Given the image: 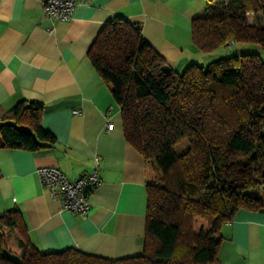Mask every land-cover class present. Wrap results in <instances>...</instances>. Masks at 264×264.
I'll list each match as a JSON object with an SVG mask.
<instances>
[{
	"label": "trees",
	"instance_id": "trees-1",
	"mask_svg": "<svg viewBox=\"0 0 264 264\" xmlns=\"http://www.w3.org/2000/svg\"><path fill=\"white\" fill-rule=\"evenodd\" d=\"M203 52L234 43L257 52L193 63L179 73L123 16L107 22L88 55L121 107L126 140L145 160L142 254L109 259L70 247L42 252L21 210L0 213V264H213L222 225L239 209H264V0H221L192 21ZM45 104L22 99L1 115L0 149L57 142Z\"/></svg>",
	"mask_w": 264,
	"mask_h": 264
},
{
	"label": "crops",
	"instance_id": "crops-1",
	"mask_svg": "<svg viewBox=\"0 0 264 264\" xmlns=\"http://www.w3.org/2000/svg\"><path fill=\"white\" fill-rule=\"evenodd\" d=\"M218 1L77 0L72 19L55 21L41 0H0V123L18 101H40L42 125L57 138L38 151L0 149V213L19 208L38 250L76 247L109 259L143 253L145 160L126 140L121 107L88 52L104 25L123 16L141 25L143 37L179 73L193 63L206 66L208 54L194 44L192 21ZM96 154L101 183L91 211L64 210L38 169L55 166L75 180L94 168ZM221 233L213 264H264V209H239Z\"/></svg>",
	"mask_w": 264,
	"mask_h": 264
},
{
	"label": "built area",
	"instance_id": "built-area-1",
	"mask_svg": "<svg viewBox=\"0 0 264 264\" xmlns=\"http://www.w3.org/2000/svg\"><path fill=\"white\" fill-rule=\"evenodd\" d=\"M41 1L46 14L55 21L72 19L77 7V0ZM231 43L233 44L234 41ZM113 128L114 123L109 121L108 129ZM93 161L94 168L75 180L69 179L55 166H43L38 169L43 186L49 190L54 199L61 201L64 210L81 215H88L91 211L93 194L101 183L99 172L101 156L96 154Z\"/></svg>",
	"mask_w": 264,
	"mask_h": 264
},
{
	"label": "rangeland",
	"instance_id": "rangeland-1",
	"mask_svg": "<svg viewBox=\"0 0 264 264\" xmlns=\"http://www.w3.org/2000/svg\"><path fill=\"white\" fill-rule=\"evenodd\" d=\"M230 45L221 46L215 49L213 52L206 53L208 54V61L216 60L222 57H227L240 53H253L257 52L263 55V50L259 44L254 43H228ZM184 72V71H183Z\"/></svg>",
	"mask_w": 264,
	"mask_h": 264
}]
</instances>
